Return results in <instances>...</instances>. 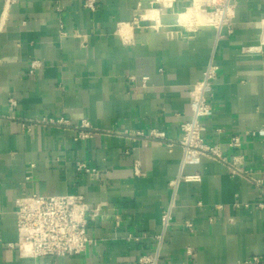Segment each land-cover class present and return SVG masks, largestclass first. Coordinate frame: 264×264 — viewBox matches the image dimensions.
I'll return each mask as SVG.
<instances>
[{
    "label": "crops",
    "instance_id": "1",
    "mask_svg": "<svg viewBox=\"0 0 264 264\" xmlns=\"http://www.w3.org/2000/svg\"><path fill=\"white\" fill-rule=\"evenodd\" d=\"M58 1L59 12L55 0H0V264H138L155 254L178 175L199 181L178 183L157 264L264 260V0H229L221 25L224 14L217 24L203 0H93V11L83 7L90 0ZM197 3L195 19L179 20ZM210 60L218 72L205 142L228 163L241 157L237 166L261 187L207 158L180 168L177 144L168 152L123 135L159 130L176 142ZM33 61L40 67L29 74ZM48 120L70 127H21ZM82 122L98 133L78 139ZM245 132L256 136L227 147ZM77 163L98 175L78 174ZM31 194L106 204L88 229L93 246L63 258L10 249L18 240L15 200Z\"/></svg>",
    "mask_w": 264,
    "mask_h": 264
},
{
    "label": "built area",
    "instance_id": "2",
    "mask_svg": "<svg viewBox=\"0 0 264 264\" xmlns=\"http://www.w3.org/2000/svg\"><path fill=\"white\" fill-rule=\"evenodd\" d=\"M15 2L17 0H5V3L8 5L14 4ZM58 2V0H55V3H57V12L60 11ZM203 3L206 6H213L216 4V0H205ZM228 6L229 0H222L211 12L212 17L213 15L224 14L219 25L226 21ZM83 7L93 11L95 8L94 1H86ZM134 24L137 25L135 22ZM61 34L62 36H66L62 32ZM39 67L37 62H30L29 74H33ZM217 72L218 67L210 60L202 73L201 80L191 89V118L180 124V137L176 142L170 141L165 133L159 130H149L147 133L139 131L133 133L124 132L123 135L133 140L143 139L158 145H163L167 148L168 152H172L174 144H177L182 152L180 168H183L186 164H198L201 158H207L225 164L232 175L249 179L257 187H261V181L254 180L250 170H244L240 166H237L241 164V157H233L232 162L228 163L217 145H209L205 142L202 120L212 115L211 99L213 97L214 81L217 78ZM146 80L147 78L142 79L143 84H145ZM10 105L14 106L15 104L11 101ZM34 125L61 128L70 127L69 124L62 120H48L42 123L27 125L22 124L21 127L26 132H29ZM74 129L78 131L77 138L81 140L91 138L94 134L98 133L97 130L88 127L86 122H82L80 126ZM216 132L219 133L220 130ZM255 136V132L234 135L227 142V147L232 150L239 149L245 137ZM261 162L262 167H264V158H262ZM76 172L93 177L98 175L97 170L83 163L76 164ZM180 181L197 182L199 181V177L197 175L187 177L178 175L177 178L169 183L171 198L168 207L162 212V232L154 238L156 243L155 254L154 256L142 255L138 259V264H157L164 233L171 224L172 211L177 200V186ZM105 207L106 204L90 206L82 195H24L15 200L14 215L18 240L16 244L9 245L8 247L12 250H17L18 254L23 258H63L79 256L89 245L93 246L94 242L89 239L88 229L100 219ZM259 207L264 206L261 204ZM115 219L116 225H118L119 218L116 217ZM184 226L191 232V224L185 223ZM126 240L138 241V238L129 235ZM187 253L189 254V251ZM236 264H264V260L254 256Z\"/></svg>",
    "mask_w": 264,
    "mask_h": 264
},
{
    "label": "bare ground",
    "instance_id": "3",
    "mask_svg": "<svg viewBox=\"0 0 264 264\" xmlns=\"http://www.w3.org/2000/svg\"><path fill=\"white\" fill-rule=\"evenodd\" d=\"M197 1H198V0H197ZM198 4H199V3H197V5H196L195 8H193V9H189L185 15H179V20H183V19L185 18V19H187V20L190 21L192 18H194V17L196 16V14H198V13H197V12H198V11H197ZM222 16H223V14H222V15H220V14L215 15V18H214L213 20H214L217 24H219L218 21L221 20ZM194 19H195V18H194ZM183 21H184V20H183ZM187 22H188V21H187Z\"/></svg>",
    "mask_w": 264,
    "mask_h": 264
},
{
    "label": "rangeland",
    "instance_id": "4",
    "mask_svg": "<svg viewBox=\"0 0 264 264\" xmlns=\"http://www.w3.org/2000/svg\"><path fill=\"white\" fill-rule=\"evenodd\" d=\"M203 2H205V0H203ZM221 2H222V0H217V5L215 4V5H213V7H215V6L217 7L218 4L221 3ZM210 6H211V5H210Z\"/></svg>",
    "mask_w": 264,
    "mask_h": 264
}]
</instances>
